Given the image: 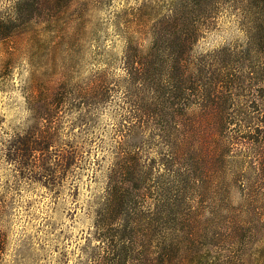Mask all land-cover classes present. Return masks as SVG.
Listing matches in <instances>:
<instances>
[{"label":"rangeland","instance_id":"374dc122","mask_svg":"<svg viewBox=\"0 0 264 264\" xmlns=\"http://www.w3.org/2000/svg\"><path fill=\"white\" fill-rule=\"evenodd\" d=\"M18 1L0 0V15ZM171 12L186 46L181 55L159 48L155 74L136 99L159 118L128 119V45L142 40L148 48L144 26ZM55 15L52 25L36 21L0 40V264H96L105 256L96 211L119 142L163 135L173 107L186 110L177 119L186 178L165 197L136 202L137 212L153 205L164 216L150 245L155 264L161 257L165 264H264V0H73ZM98 77L110 87L107 101L51 106L61 84L78 95ZM35 119H62L63 139L81 153L56 188L19 178L8 162L10 144ZM132 144L144 167L158 158L156 149ZM236 224L245 227L230 233Z\"/></svg>","mask_w":264,"mask_h":264},{"label":"trees","instance_id":"16d2710c","mask_svg":"<svg viewBox=\"0 0 264 264\" xmlns=\"http://www.w3.org/2000/svg\"><path fill=\"white\" fill-rule=\"evenodd\" d=\"M72 2L73 0L18 1L7 17L0 15V40L8 39L20 28H30L36 21H40L42 25H52L55 14L60 8H68ZM144 27L141 32L150 38L152 42L150 46L143 48L142 40L130 41L125 53L126 75L123 83L126 89V103L130 108L128 119L159 118L157 113L155 116V111L151 107H146L149 106L148 104L141 105L136 100L137 93L142 91L141 86L147 84L154 76L161 46H168V50L176 48L179 55L186 46L179 19L173 12L161 17L158 23ZM176 66L179 73L183 71L182 63H177ZM109 90L105 77L94 78L88 84V88L81 89L78 95L74 87L66 82L60 85L51 106L56 110L67 104L75 109L84 106L90 108L99 100L107 101ZM156 93L157 90H154L153 94ZM77 102L79 104L76 105ZM181 109L173 107L167 114L168 119L174 120L162 125L163 135L149 139L141 136L133 138L134 144L156 149L158 158L154 159L149 168L143 166L141 153L139 149H134L130 139L119 142L115 152L116 162L107 176L109 192L100 200L96 211L97 238L100 249L106 252L105 256L97 257L96 264H155L158 261L153 259L155 253L150 245L157 237V226L164 216H159V210L155 212V209H152L153 205H149L147 211L142 207L137 212L136 202L139 196L153 201H156L155 196L165 197L173 193L175 186L186 178L183 172L186 139L181 133L182 123L177 121L184 119L186 110L179 113ZM87 116L82 115L80 122L84 123ZM61 120L35 119L34 126L25 135H18L10 144L8 162L14 165L19 178L34 179L39 182L46 180L45 184L49 188H56L59 186V176L68 173L78 164L81 153L71 139H63ZM135 129L142 130L143 127L139 126ZM220 146L226 150L224 145ZM159 168L160 170L155 174L154 172ZM33 174L39 175L40 179L33 177ZM141 186L146 188L148 186L149 193L144 191L142 195ZM155 206L157 209L158 203ZM117 221L125 222V226L114 223ZM244 227L245 225L236 224L231 228L230 233L239 232ZM139 235L148 239H139ZM2 246L3 238L0 235V256ZM161 261L163 264L167 263L166 258L161 257Z\"/></svg>","mask_w":264,"mask_h":264}]
</instances>
